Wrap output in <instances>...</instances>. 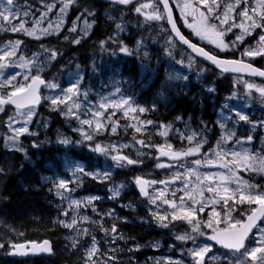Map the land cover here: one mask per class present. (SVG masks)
<instances>
[{
	"label": "trees",
	"instance_id": "trees-1",
	"mask_svg": "<svg viewBox=\"0 0 264 264\" xmlns=\"http://www.w3.org/2000/svg\"><path fill=\"white\" fill-rule=\"evenodd\" d=\"M67 1L71 2L69 20L74 16L79 20H86L91 26L89 35H83L80 30L68 32L67 25L59 35L43 42H30L23 39L22 44L27 49L25 56H28L30 52L38 51L39 45H45L44 48L57 52L56 59L49 67L51 72L46 71L45 77L61 84L65 83L68 76L78 74L82 78V88L89 92L103 95L119 90L136 106L146 109L141 116L145 121H152V127L147 129L149 132H137L136 128L130 124L128 117L122 114H111L108 119L110 117L109 122L113 127L115 125L116 132H109L107 126L105 135L98 136V139L107 138L111 142H126L135 146L139 144L137 140H143L145 145H150L151 148L161 147L162 138L158 134L159 129L162 125H172L194 134L203 133L214 142L220 136L216 113L234 87L239 94L243 92L239 83H252L258 87H264L263 83L256 81L222 76L201 63H197V67L187 74L184 73V69H181L183 78L175 80L176 76L172 74L178 66L175 64L177 62L175 59L179 58V53L186 56L188 54L175 43L176 48L172 49L173 46L166 39L170 37L167 30L161 37L151 23L143 26L141 16L134 13L136 6L121 9L104 5L100 0ZM30 2L34 8H40V3L48 4L45 0H30ZM155 4L158 5L156 2ZM118 23H123L127 31L117 37ZM163 27L165 28L164 23ZM184 34L213 55L226 59L244 60L243 46L245 45L232 47L230 52L223 53L216 48L201 44L185 31ZM77 39L80 41L78 44L74 42ZM121 48H127L131 55L122 52ZM171 52H175V59L170 57ZM249 62L264 69L261 59ZM258 110L256 113H259V116L264 113ZM37 116L40 121H45L47 128L43 126L36 130L34 132L36 137L33 139H43V145L34 147L32 140L22 138V153L2 151L7 128L5 121H0V151L8 157L6 163L8 165L4 173L0 174L3 181L0 195V223L3 222L7 230H14L16 236L26 241L45 239L52 241L53 259L47 262L37 258L28 264H84L85 255H82L80 251L73 253L70 249L73 247V241L70 240L66 229L61 224V211L53 197V180L65 174L63 164L66 161L86 162L87 169L90 168V164L85 153L72 149L73 145L67 148L59 143L63 135L70 134L67 126L73 124L72 119L63 116L57 109L49 108L45 111L40 110ZM252 117L254 120H259L257 115ZM248 127L247 123H239L237 132L234 133L235 141H239L238 135L243 139L249 135ZM174 142L176 144L177 141ZM123 153L140 163L127 167L126 170H115L109 176L108 183H117L121 187L119 200L108 207L111 215H107L108 210L104 209L107 192L102 188L107 184L84 177L86 192L103 196L100 202L94 204L98 209L97 217L90 222L91 228L88 235L99 238L97 241L100 242V229H108L110 232L115 225L126 239L120 246L124 259L128 256L136 264H155V262L143 260L157 253L159 245L163 248L167 246L170 240L169 226H160L161 222L154 217L147 202L137 192L134 180L138 177L139 171L154 169L156 159L149 157L147 160L136 153L131 146L123 149ZM97 166L100 167V165ZM88 170L93 171V168ZM248 179L257 186L264 185L263 176L252 175ZM229 206L235 207L233 213L239 220H245L246 215L250 214L253 208L233 203H229ZM163 223L170 225L169 222ZM155 244L158 245L156 248ZM251 244L252 239L248 241L247 247ZM100 248V254L106 252V245H101ZM158 252H161V248ZM226 255L231 254L226 252ZM114 261L109 264H113ZM0 264L27 263L7 260ZM208 264L231 263L210 261Z\"/></svg>",
	"mask_w": 264,
	"mask_h": 264
},
{
	"label": "rangeland",
	"instance_id": "rangeland-1",
	"mask_svg": "<svg viewBox=\"0 0 264 264\" xmlns=\"http://www.w3.org/2000/svg\"><path fill=\"white\" fill-rule=\"evenodd\" d=\"M171 4L173 5V9L177 15V19L180 21V26L185 29L186 31L190 32L193 36V38H195L196 40H198V42H200L201 44H205L209 47H213L216 48L213 44L208 43L205 40H201L199 37H197L194 32L192 31V29H190L187 24L189 23H193V16L191 14H188L189 10L188 9H184L182 11L183 6L187 3L190 4L192 8L197 9L198 11L196 12V16L199 17V12H205L206 14H208V7L213 6L211 5V0H209V4L208 5H202L200 3V0H170ZM24 3V2H22ZM229 3H235V0H219V4L220 7L219 9L214 12V13H210L208 14L211 19L209 20L210 23H215V24H219V21L215 20V15L217 14H221L224 12L225 7L227 4ZM55 4H58L59 6L56 8ZM65 4H68V7L65 9L64 12H61V8H63V6ZM142 4H149L150 6L148 8H142L141 12L138 13L136 12V8L140 7ZM71 7V2H68L67 0H54L53 4L51 6H49V8H51V10L45 9V11L43 13H36V11L32 10V8L28 5V4H22L21 6L15 7L16 10H19L21 14H23L24 12H27L28 15L27 16H23L21 15L20 19L18 20H14L13 23L18 25L20 23V20L25 21V27L32 29L35 28L36 29V34L35 35H28L26 34L24 31H11L10 28L11 26L8 24H4V26H6L7 29H9L8 31H10L11 34V39H14L15 41H11V42H6V43H1L0 45V49L8 51L10 50L12 45H15L17 42V36L20 37H25L28 39H32L33 41L36 42H43L46 39L50 38V37H55L57 36L66 26V22H67V16L69 13V9ZM245 7H249V11H251V7H257V10L259 11L260 9L258 8L257 4H256V0H247V3L241 2L240 5L238 7L234 8V12L230 13V20L229 23H231V17L235 18V22L237 24H239L241 22V20H246V18L240 17L238 15V13L244 9ZM157 9L158 10V14L161 16V19L156 20V19H152V20H148L146 17L147 15H150L153 13V9ZM134 13L141 16L142 19V23L143 26H145V24L151 23L152 25H154V27L159 31L160 36L162 37L163 33L166 32V28L163 27V23L165 21V15L163 10L155 4V2L153 0H143L142 2H140L138 5H136V7L134 8ZM75 18V16L73 17ZM75 18L74 20L72 19L69 23H68V27H67V31H71L72 28H75L76 30H79L81 32H83V35H89L90 31H91V26L89 25V23L86 20H83L82 22H79V20H77ZM62 21V22H61ZM81 21V20H80ZM39 22V23H37ZM52 25L51 28H49V25ZM121 27L118 28V35H116L117 37L122 35L123 33H125L126 27L123 23H118ZM58 25V27H57ZM224 27L226 28L227 25H224ZM43 29H48V32L45 33L43 31ZM75 30V31H76ZM2 33L7 32V30H1ZM241 34V29L238 27H234L232 28L231 31L226 32V34L223 36V39L226 43H229L230 45L232 44L233 41H235L236 36ZM259 34H261V29L257 28L253 31L252 35H245V38L243 40V42H237L235 47H241L243 45V52L246 48L249 47H256L257 46V41H258V37ZM39 37V38H37ZM166 37V36H164ZM166 39L169 41V44H171L173 46L172 49H175V45H174V41H172L171 37H166ZM19 41V40H18ZM20 42V41H19ZM21 43L18 44L17 49H16V54L14 57L10 58L11 60H13L15 62V64H19L20 60L19 57L23 56L26 60L32 61L35 60L36 64L34 66L31 67V75H35L37 72V68L36 66H39L40 68H42L44 70L45 67V62H46V57H47V50L46 48L43 47V45H39V50L36 52H30L28 56H25L26 51L21 52L20 47ZM41 47V48H40ZM234 47V48H235ZM230 47L227 50H223L222 52H230L231 51ZM218 49V48H216ZM177 51V50H176ZM179 58L175 59L176 55L175 52H171L170 53V57L172 59L177 60V62H175V64H177L178 66L174 69V72L172 73L177 79L183 78V73L181 74V69H184V73H189L191 72V70L193 68L197 67L196 64V60L193 59L190 55L186 56L183 53H179ZM244 58L246 59H262V61L264 62V56H257L256 58H249L247 56H244ZM3 63V62H0ZM179 71V72H178ZM29 74V70L28 69H24L18 66H10L7 67L6 69H4L2 72H0V83H4V87L0 88V95L6 94L7 92L13 90L14 86L17 85H23L24 83H28L29 81H25L24 80V76ZM12 75H16V80L12 81V86L10 88H5L8 84L5 83L6 79H10V77ZM81 76L76 74V75H70L67 77V80L65 84L58 85L55 82H50V83H55L56 85H58L57 88L55 89H51L46 87L45 92L43 93V103L42 102V108H45L46 106L51 107V109L56 108L57 110H59V112L63 113L64 116H68L71 119H73V124L76 125L77 128L68 126V131L69 132H74L76 137H71V136H67V135H63L60 140H68L69 143L67 144H63L60 143L63 147H67L70 148L71 145H73L74 147L72 149H75L77 151H83L85 154L88 152H91V155L94 158H90L92 159L96 165L92 164L91 166L93 167V171L87 172L84 168V166L79 163L78 161L74 162H69L67 161L65 163V172L67 173L66 176H59L57 177L56 181L53 182V186H54V190H55V195L58 198V201L60 202V204H65V207H62L64 212L67 211L68 215H62L64 218L62 219V222H71V219L73 217H76L78 223L76 225L75 229H69V237L70 239H75V238H82L84 237V235H77V231L76 229H80V228H89V226L87 224H89V220L87 222H84L81 218L87 216V212L90 209H93L91 206L88 207L89 204H84L83 202H86L89 197L85 196L84 193V189L82 187V178L84 175L93 178L94 176H97V178H95L96 181L104 183V185L106 184V181L108 180L104 178V173L107 171L109 173V175L112 174V172L114 170H126L127 167H131V166H135V164L133 165H127L126 162H124L123 166L118 167L116 162L113 161L111 159L112 155H116V154H120V155H125L123 153V149H127V147H132L133 150L136 151V153H139L140 155H142L143 157L147 158V160H149V157L156 159V164H155V168L154 169H148V170H141L138 172V177H142L145 180L148 181H169V183L166 184H162V183H156V184H149L146 185V191L148 193V195H142L147 201L148 203L151 205L152 209L155 210V212L157 214L160 215H166L168 216V221H184V220H172L171 218V213L173 211H175V209H173L172 207H170L168 204H165L163 201L164 200H170V201H176L177 205L179 206V200L181 196H185V206H189L191 204V201L188 199V197L185 195L184 191H180L179 189L183 188V182H184V177L183 175H181V178L179 180H176L175 183H171L170 181L173 180V178L176 176L177 173L183 174L186 172L187 169H192L195 168L198 172L200 173H214V172H222L225 171L224 169H220L218 167H207V166H196L195 164L192 163V161L197 160V159H205L206 157L208 158H212L215 159V155L214 152L218 151L220 149H223L226 152H232V151H243L244 149H247L250 153L252 154H257L259 156H264V113L262 115L259 116V113H256V111L258 110V112L260 111H264V99H262L259 95V93L256 91V88H259L258 86H256V88H253L252 90H248L247 89V83L243 82V83H239L240 86L242 87V94H239L236 87H234V89L231 91L229 97L227 98V100L225 101V103L220 107V109L217 111V123H218V127L220 129V136L218 138V140H215L214 142L210 141L207 136L203 133L200 134H195L188 132L186 130H184L183 128H178V127H173L172 125H164V127H161L159 129L158 134H160L161 132H164L165 130H167V135H160L162 138V146L161 147H150V146H141L140 144H138L137 146L133 145V144H129V143H122V142H116V143H112L110 139L104 138V139H96L97 136L99 135H104L106 131V127L107 125H109V120L106 119L108 116H110L111 114L115 113L116 114H122L125 115V112L128 109V105H118V101H120L124 97L120 92H118L117 90L110 92L108 94L102 95L100 96L99 94L95 93V92H88L86 90H84L81 87ZM73 84H78L79 87V96L78 97H73V100H75V102L80 104V108L79 109H73V112L78 115L80 117V119H88V120H93L94 123L91 127H89L88 125H81L80 123V119H76L74 118V116H69L66 115L65 113H67L68 107L72 104L73 101H68L67 104H59V105H52L51 103V98L54 97H62L65 94V91L68 87H70ZM252 84V83H250ZM254 85V84H253ZM9 86V85H8ZM101 103H106L109 105V107L105 108H100V104ZM130 103L132 104L133 107H136L137 109H139V107H137L131 100ZM39 107H36L35 109L33 108V115H32V119L31 121H29L27 123V127L29 129L28 133H25L23 135H21L19 137L18 140V147H20V138L23 136H27V137H33L34 135L32 133L35 132V130L38 127V123H40V127L44 126L47 127V124L44 123V121H40L38 120V122H36V125L33 126V119L38 111ZM22 111V112H26ZM236 111H239L243 114H246L248 119L247 121H242L239 120V117L236 115ZM18 111L15 110H10L6 113L5 110L0 111L1 113L6 114V118H5V125L7 128V136H5V143H4V148L7 151H17L14 148L9 147L8 145L10 144V141L8 140V138L10 136L13 135L12 131L9 128V123L10 121H18L15 123H12V127L14 128H20L22 126H24V120L26 119L24 116L22 115H18L17 114ZM93 112H99L101 113L100 116L98 117H94L92 114ZM252 115H257L259 120H254V118L252 117ZM127 117H129V122L130 124H132L133 127L137 128H141V131H148L147 127H151V124H141V122H144L142 116V113H140L139 111L133 113L131 111H127V115H125ZM95 122H99L103 125L102 128H100L99 130H96L95 127ZM240 122L243 123H247L248 124V132L249 135L243 139L241 136H237L238 138V142L235 141L234 139H236V135L234 133L237 132V126L239 125ZM221 125H223V127H221ZM170 126V127H169ZM110 131L112 126H109ZM81 132H85V133H91L93 136V139L91 141H87L84 139V137L81 135ZM226 134H234L232 135V138L230 140H228L227 142L222 141L221 137L222 135H226ZM187 136H193V141L190 144L189 141L185 138ZM60 137V136H59ZM248 137H251V141H248ZM174 141H177L176 144ZM33 144L35 145H43L44 140L43 139H33L32 140ZM198 142H203V145L200 149V152L196 155H191V156H184L181 157L177 160H173L170 159L167 156H162L160 155V151H158V148H163L164 151H168L167 145H172V152H184L186 151L188 148L190 147H195L196 144ZM96 144L101 145L103 148H106L109 150L108 153H99V152H95L92 151L91 149L93 147H95ZM127 145V146H125ZM253 145H256L255 150L253 149ZM115 147L116 151H111V149ZM126 156V155H125ZM129 158V157H128ZM131 159V158H130ZM230 159V157H229ZM146 160V159H145ZM158 164H165V165H171V167H158ZM8 165V164H7ZM5 165V166H7ZM97 165H100V168H98ZM83 168L84 171L81 172L78 169ZM1 172V171H0ZM250 174H255V175H260L264 177V172H253V171H244V170H240L238 172V175L244 180L247 181L248 180L245 178L247 176H249ZM108 175V177H109ZM60 180H65V181H69L68 183V188L70 189V191H65L64 189H59V191L62 193V195L65 197L64 199L61 198V196L57 195V191L58 189L55 187L56 184L59 183ZM2 180L0 178V188H1V184H2ZM82 184V185H81ZM248 184L251 185V183L248 182ZM257 186V185H256ZM231 188L235 189L237 187L236 184H231L230 185ZM119 191L118 186H108L107 187V191H108V199H111L113 197V192L114 191ZM252 190V189H250ZM258 190L260 191H264V185L262 186H258ZM163 192L164 195L160 196V193ZM173 192H175V195H173ZM205 197L210 196L211 194L205 192L204 193ZM151 197H158L156 199L155 204H153L151 202ZM91 198H95V197H91ZM196 199L199 200L200 197L197 195ZM72 200H77V201H81L82 204L80 207H76L74 205H71V201ZM95 200V199H94ZM93 200V201H94ZM92 201V202H93ZM230 203H232V201H229ZM237 204H244L246 206L252 207V206H256V205H249L247 203H237ZM219 206V207H218ZM197 207H199V205H197ZM213 208H215V210L217 212L220 213V216H211V220L213 222V226L214 227H220L223 228L225 227L224 223H221L219 225H216V220H222L224 218V216L226 215L227 209H225V211L223 213H221V211L223 210L224 205L223 202L217 203L215 205L212 204H208L207 207H205L204 211L202 213H198L197 214V220H199L201 222V230L206 234L205 236H201L198 233H193L191 231V225H189L186 221V230L184 232H175L174 234H172V236L177 239V236L180 235H189L191 237H194V239H189L187 241H182L184 243V250L185 252H176L177 255L175 258L178 257H184V258H188L189 260H192L194 262L193 257L190 255V250H195L198 247H201L205 244L208 245H212V249L214 248L212 242L210 240H207L206 236L207 235H211L212 231L210 228L205 227V224L209 221L210 219V213H212ZM232 208H234V206H232ZM200 215V217H199ZM231 217L236 219L235 215L233 214V212L231 211L230 213ZM88 217V216H87ZM63 224V223H62ZM264 226V224L262 225ZM115 236H118L120 238L116 239L113 241L112 237H109L110 242L111 243H115L116 241H118L119 239H121V236H119V234H114ZM259 236L258 231L255 234V238H254V243L251 247H256V240ZM7 237H9V234L7 235ZM21 239L18 238H11L10 242H5L4 240L2 241V245L3 247H5V243L6 248H10L11 250L13 249V245H17L21 242ZM86 247H83V251L86 253L87 249L91 247V243L90 242H86L85 243ZM173 245V244H172ZM2 247V248H3ZM113 249V246L110 248V250ZM175 252V250H174ZM261 253H258L257 256L260 257ZM220 258V255L216 252L212 253L210 258ZM162 258L165 260H169L171 257L170 256H162ZM198 259V258H197ZM225 260H227L229 263L231 264H238L239 260L243 259V257L240 256V254L238 256H226V258H224ZM245 264H253V262L251 260H248L245 262Z\"/></svg>",
	"mask_w": 264,
	"mask_h": 264
},
{
	"label": "snow or ice",
	"instance_id": "snow-or-ice-1",
	"mask_svg": "<svg viewBox=\"0 0 264 264\" xmlns=\"http://www.w3.org/2000/svg\"><path fill=\"white\" fill-rule=\"evenodd\" d=\"M113 3L127 5L131 2V0H112ZM160 3H163L164 10L168 12V21L172 24V30L175 32L176 36L179 37V40L191 48L197 54L203 56L207 60L211 61L213 64L217 65V67H221L222 71L228 72H245L248 71L253 75H260L264 76V71L254 68L250 63H245L242 60H219L215 55L210 54L209 52L205 51L203 48L197 47L195 44H192L188 39H186L180 32L176 29L175 23L172 22L171 10L169 9L168 0H159ZM241 2L247 3V0H235V3H229L226 5L224 12L221 14L215 15V20L219 21V24L210 23L209 20L211 17L208 15L210 13L216 12L219 7V0H211V5L208 7V14L205 12H199V17L196 16L197 9L191 7L190 4H185L182 8L188 9V14L193 16V23L187 24V26L192 29L194 34L199 37L201 40H205L210 44H213L216 48L220 49L221 51L227 50L230 47H235L237 42H243L245 35H252L253 31L257 28L261 29V34H259L257 46L256 47H249L246 48L243 52V56H247L249 58H256L257 56H264V0H256L257 7H251V11H249V7H245L242 9L238 15L240 17L246 18V20H241L239 24L235 22V18L231 17L230 20V13L234 12V8L238 7ZM202 5H208L209 0H200ZM16 0H0V30H9L3 28V24H8L11 26V31H24L28 35H35L36 29L26 28L25 21L20 20L18 25L14 24V20L20 19L21 15L27 16L28 13L24 12L23 14L20 13L19 10L15 8ZM149 4H142L140 7H137L135 10L136 12L140 13L142 8H148ZM68 7V4H65L63 8H61V12H64L65 9ZM51 10V8H49ZM148 20L161 19V16L158 14L157 9H153V13L147 15L146 17ZM62 22V21H61ZM39 23V22H37ZM224 25H227L225 28ZM49 28L52 27L50 24ZM58 27V25H57ZM117 28L121 26L119 24L116 25ZM238 27L241 29V34L236 36L235 41L232 42L230 45L226 43L223 39V36L226 32L232 30V28ZM75 28H72L71 31H75ZM45 33L48 32V29H43ZM39 38V37H37ZM75 43H80L77 39L74 41ZM20 42L17 41L15 45H12L10 50L5 51L0 49V72L10 66H18L24 69L29 70V74L24 76L25 81H29L23 85H17L13 87V90L7 92L4 95H0V106L12 104L18 110L17 114L24 116L26 119L24 120V126L20 128L12 127V123L18 121H10L9 128L12 131L13 135L8 138L10 144L8 145L11 148H14L17 151H23L22 148L18 147V140L19 137L25 133L29 132L28 127L26 126L29 121L32 119L33 115V107L35 104L39 103L41 97L39 95V88L41 85L45 87L55 89L58 87L55 83H48L46 82L41 75L39 74L43 71L42 68L36 66L37 72L35 75H31V67L36 64L35 60L29 61L26 60L23 56L19 57L20 63L15 64L13 60L10 58L14 57L16 54L17 46ZM121 51L131 55L127 48H121ZM57 56L56 51H51L50 59L55 60ZM16 80V75H12L10 79H6L5 83H7L10 87L12 86V81ZM5 85L4 83H0V88H3ZM256 88L253 84H247V89L252 90ZM211 90V89H210ZM65 91L64 96L62 97H54L51 98L52 105H59V104H67L68 101H73L72 104L68 107L66 115L74 116L76 119H80L78 115L73 112V109H79L80 104L73 100V97L79 96V87L78 84H73L68 87ZM256 91L259 93L260 97L264 99V87L256 88ZM118 105H128L127 111H131L133 113L139 111L140 113H144L146 111L145 108L140 107L137 109L133 107L130 103V98H123L117 102ZM109 107L106 103H101L100 108H107ZM27 109L26 112L19 111L21 109ZM56 110V109H54ZM0 111H3V107H0ZM127 111L125 115H127ZM115 113H113L114 115ZM94 117H98L101 115L99 112H93L92 114ZM236 115L239 117V120L247 121L248 117L246 114H243L239 111H236ZM110 119V117H109ZM81 125H88L91 127L94 123L93 120L88 119H80ZM151 124L152 121H144L141 124ZM96 130H99L103 127V125L99 122H95ZM161 127H164L163 125ZM170 127V126H169ZM223 127V125H221ZM111 131L113 133L116 132V127H112ZM137 132L141 131V128H136ZM34 134V133H32ZM81 135L84 137L85 140L91 141L93 136L91 133L81 132ZM160 135H167V130L161 132ZM195 135V134H193ZM234 134H226L222 135L221 140L227 142L232 138ZM189 143L191 144L193 141V136L185 137ZM248 141H251V137H248ZM141 146H150L145 145L143 140H137ZM61 143L67 144L69 143L68 140H62ZM203 145V142H198L195 147H190L184 152H172V145H167L168 151H164L163 148H158L160 151V155L167 156L170 159L177 160L184 156H191L196 155L200 152V149ZM34 147L38 145H33ZM127 146V145H125ZM92 151L99 152V153H108L109 150L103 148L101 145L96 144L95 147L91 149ZM111 151H116L115 147L111 149ZM215 159L206 157L205 159H197L192 161L193 164L196 166H207V167H218L220 169H224L225 171L222 172H214V173H200L195 168L187 169L185 173L180 174L177 173L176 176L173 178L171 183H175L176 180L181 178V175L184 177L183 188L179 189L180 191H184L185 195L191 201L189 206H185V196H181L179 200V206L177 205L176 201L164 200L165 204H168L170 207L175 209L170 215L172 220H184L189 225H191V231L193 233H198L201 236H205L206 234L201 230V222L197 220V214L202 213L205 207L208 204L215 205L217 203L223 202L224 207L227 209L226 215L222 220H216V225L221 223L225 224V227H214L213 222L211 220V216H220V213L213 208L212 213H210V219L205 224V227L211 229L212 234L207 235V240L213 241L215 244L222 246L225 249H228L234 253H240V256L243 259L239 260L238 264H245L246 261L251 260L253 264H264V255L260 257L257 256L258 253L264 254V226H259L258 221L264 220V191L258 190V186H252L248 184L247 181H244L239 175L238 172L240 170L244 171H253V172H264V156H259L257 154L250 153L247 149L243 151H232L226 152L223 149L214 152ZM230 157V159H229ZM111 159L116 162L118 167L123 166L124 162L127 165H133L140 163V161H136L133 159L128 158L125 155H112ZM158 167H171V165L165 164H158ZM79 171L83 172L84 169L80 168ZM2 171V169H0ZM109 173L106 171L104 173V178H108ZM94 179L97 176L93 177ZM69 181L60 180L55 187L58 189L57 195L61 196L62 199L65 197L59 191V189H64L65 191H70L68 188ZM136 185L140 188V192L142 195H148L145 186L149 184H156L162 183L166 184L169 181H148L143 179L142 177H136L135 179ZM231 184H236L237 187L235 189L231 188ZM252 189V190H250ZM207 192L211 194L208 197H205L204 193ZM119 191L113 192V197L119 196ZM164 193L161 192L160 196H163ZM175 195V192H173ZM199 196L200 199L197 200L196 196ZM158 197H151V202L155 204L156 199ZM94 199H99V197L89 198L84 204H91ZM229 201H232L233 204L237 203H247L249 205H256V207L251 209L250 214L246 215L245 220L234 219L231 217L230 213L232 209L229 206ZM82 204L81 201L72 200L71 205L76 206L77 208L80 207ZM199 205V207H197ZM95 211V209H93ZM65 216L68 215V212L65 211L63 213ZM111 215V213H109ZM154 217L161 222V227H168V223H163L168 219L166 215H160L157 213H153ZM84 222L88 221V217L81 218ZM63 226L69 229H75L78 223L76 217L71 219V222H62ZM101 228L103 226L101 225ZM256 228L259 236L256 240V247L248 248L246 246V241L248 240L249 236L252 235V230ZM77 235H88L89 230L87 228H80L76 229ZM105 233H108V229H103ZM112 233L117 232V228L115 225L111 228ZM120 237L113 236V241ZM178 240L187 241L189 239H194L187 234L177 236ZM76 241H73V247H76ZM49 242L44 241L42 245H33V252H50L51 248L48 246ZM0 247H3L0 244ZM24 245H13L14 249L22 250L24 249ZM243 250V251H241ZM115 251V250H110ZM212 251V245L205 244L201 247H198L195 250H190V255L193 257L195 264H203L204 258L207 253ZM11 254H19V255H26L27 252L25 251H18ZM95 257V258H94ZM198 258V259H197ZM117 258L110 254H100V249L97 245V241L95 237H92L91 247L87 249L86 255L84 257L85 264H109V262L116 260ZM178 264V262H177Z\"/></svg>",
	"mask_w": 264,
	"mask_h": 264
},
{
	"label": "water",
	"instance_id": "water-1",
	"mask_svg": "<svg viewBox=\"0 0 264 264\" xmlns=\"http://www.w3.org/2000/svg\"><path fill=\"white\" fill-rule=\"evenodd\" d=\"M103 1H104L105 3H113L112 0H103ZM138 1H139V0H131V2H130L129 4H127V5H121V4H116V3H113V4H115V5H117V6L128 7V6L134 4V3L138 2ZM158 1H159V0H158ZM160 4L162 5V7H163V9H164V5H163V3H160ZM168 5H169V9L171 10L172 22L175 23V25H176L175 17H174V14H173V11H172V8H171L169 2H168ZM164 11H165V10H164ZM165 14H166L167 22H168V27H169V29H170V31H171V33H172L174 39H175L179 44H181V45H182V46H183L188 52H190V53H191L196 59L200 60L201 62L205 63V64L208 65L209 67H211V68H213V69H215V70H217V71H219V72H221V73H223V74H225V75H237V76L250 77V78H254V79H258V80H262V81H264V76L253 75V74H251V73L248 72V71H245V72H232V71L224 72V71H222V68H221V67H217V65L213 64L211 61H209V60H207L206 58H204L203 56L197 54V53L194 52L191 48H189L187 45L183 44V43L179 40V37H177L176 34H175V32L172 30V24L169 23V21H168V12L165 11ZM176 29L179 31L177 25H176ZM179 32H180V31H179ZM180 34H181V32H180ZM181 35H182V34H181ZM197 47H198V46H197ZM218 59H219V58H218ZM219 60L224 61V59H219ZM253 67H254V66H253ZM254 68H255V67H254ZM256 69H257V68H256ZM42 86H43V85L40 86L39 91H40V89L42 88ZM9 105H12V104H9ZM13 106H14V105H13ZM259 222H260V221H258V224H259ZM252 231H253V230H252ZM42 244H43V243H42ZM42 244H40V245H42ZM33 245H38V244H36V243H28V244H25V245H24V246H25L24 249H22V250H17V249H15V251H14V252L25 251V252H27L26 255L12 254V256L15 257V258H23V257H25V256H29V255H38V256H47V257H48V256H50V255L52 254V247H51V244H50V243L48 244V246H50V248H51V251H50V252H33V250H32V249H33ZM216 245H217L218 247H220V248H223L222 246H220V245H218V244H216ZM27 249H29V250H27ZM223 249H225V248H223ZM226 250H228V249H226ZM241 251H242V250H241ZM14 252H13V253H14ZM206 257H207V255H206L205 258H204L203 264H204V262H205Z\"/></svg>",
	"mask_w": 264,
	"mask_h": 264
},
{
	"label": "bare ground",
	"instance_id": "bare-ground-1",
	"mask_svg": "<svg viewBox=\"0 0 264 264\" xmlns=\"http://www.w3.org/2000/svg\"><path fill=\"white\" fill-rule=\"evenodd\" d=\"M224 86V85H223ZM204 94V93H203ZM206 98V97H205ZM63 253V252H62ZM78 255V254H77ZM70 259V258H69ZM77 262V261H76ZM82 262V261H81Z\"/></svg>",
	"mask_w": 264,
	"mask_h": 264
}]
</instances>
